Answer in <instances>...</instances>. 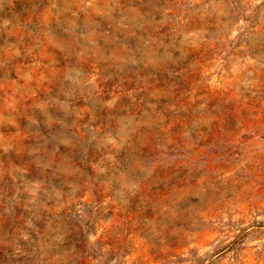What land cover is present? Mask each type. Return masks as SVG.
I'll list each match as a JSON object with an SVG mask.
<instances>
[{"label": "rangeland", "instance_id": "1", "mask_svg": "<svg viewBox=\"0 0 264 264\" xmlns=\"http://www.w3.org/2000/svg\"><path fill=\"white\" fill-rule=\"evenodd\" d=\"M0 264H264V0H0Z\"/></svg>", "mask_w": 264, "mask_h": 264}]
</instances>
